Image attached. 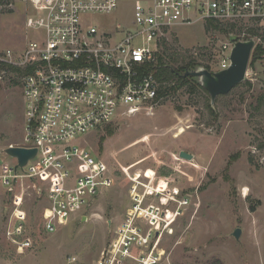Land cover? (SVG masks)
Here are the masks:
<instances>
[{
    "label": "rangeland",
    "instance_id": "rangeland-1",
    "mask_svg": "<svg viewBox=\"0 0 264 264\" xmlns=\"http://www.w3.org/2000/svg\"><path fill=\"white\" fill-rule=\"evenodd\" d=\"M130 1L120 0L111 13L91 18L101 29L116 24L132 28ZM221 29L207 30L202 21L174 26L159 52L167 47L169 56H177L179 63L180 54L193 51L213 71L220 41L237 37ZM258 35L264 47V25ZM33 36L34 31L25 27L23 6L0 0V53L22 50L26 38ZM252 56L253 51L245 79L227 94L218 95L214 104L205 89L189 92L184 85L161 96L152 107L116 117L108 124L111 132L103 126L88 135L84 143L106 161L115 183L54 232L44 228L45 179L24 181L27 220L21 246L5 238V209L11 194L1 191L0 264H95L131 206L130 182L122 168L139 174L143 182L155 173L165 186L153 185V189L164 191L167 181L168 193L177 188L176 197L189 198L171 233L162 236V264H264V95L260 97L264 94V53L251 63ZM23 112L20 77L0 70V147L21 142ZM180 151L192 158L180 157ZM165 201L159 196L154 204L163 207ZM176 206L173 201L169 209ZM236 228L241 230L237 239L232 235Z\"/></svg>",
    "mask_w": 264,
    "mask_h": 264
},
{
    "label": "built area",
    "instance_id": "built-area-1",
    "mask_svg": "<svg viewBox=\"0 0 264 264\" xmlns=\"http://www.w3.org/2000/svg\"><path fill=\"white\" fill-rule=\"evenodd\" d=\"M2 1L11 6L19 2L25 27L34 31L22 50L0 53V62L24 70L19 76L22 140L0 147V192L11 194L4 235L19 246L25 244L27 220L24 181L46 180L47 232L71 222L91 198L115 183L106 161L84 141L116 117L158 102L161 82L152 68L171 28L213 20L236 34L220 41L219 70L229 66L235 41L252 37L254 47L259 44L258 28L264 25V0H131L133 27L116 24L109 30L91 16L111 13L120 0ZM13 146L36 148V153L20 165L6 152ZM122 170L130 182L131 206L95 264H162V236L171 233L189 198L176 197L177 188L168 193L167 181L164 191L153 189L161 179L154 175L143 182L139 174ZM159 196L167 199L163 207L154 204ZM173 201L177 206L169 209Z\"/></svg>",
    "mask_w": 264,
    "mask_h": 264
},
{
    "label": "water",
    "instance_id": "water-1",
    "mask_svg": "<svg viewBox=\"0 0 264 264\" xmlns=\"http://www.w3.org/2000/svg\"><path fill=\"white\" fill-rule=\"evenodd\" d=\"M254 43L252 37L235 41L229 56L230 64L226 68L212 71L200 66L194 70H187L183 77H197L201 86L209 94L211 104H214L218 95L227 94L245 79ZM6 152L16 156L19 164L24 165L28 159L35 155L36 148L13 146L6 148ZM179 156L185 159L192 158V155L185 151H180ZM240 232V228H236L232 235L237 239Z\"/></svg>",
    "mask_w": 264,
    "mask_h": 264
},
{
    "label": "trees",
    "instance_id": "trees-1",
    "mask_svg": "<svg viewBox=\"0 0 264 264\" xmlns=\"http://www.w3.org/2000/svg\"><path fill=\"white\" fill-rule=\"evenodd\" d=\"M205 25L207 30L210 27L212 29L222 30L219 24L215 23L213 20H207L205 22ZM223 31L228 32L227 30H223ZM162 44L166 45L165 38L162 39ZM167 50H168L167 47H164L163 51L157 52L156 65L154 68H152L157 79L161 82V87L158 90V97L167 95L173 89L177 87H182L184 85H188L189 92H195L196 89L198 88L204 89L201 86V84L197 81L196 77L193 76L183 77V74L187 70H194L200 66H204L205 68L211 70L210 65L199 62L196 58L197 54L193 51L188 53V55L180 54L181 60L178 63V57L175 55L173 56V54L172 56H169ZM262 53H264V49L262 48L261 44H257L253 50L251 63L254 60H256V58H259V56H261ZM169 60L174 61L175 63H172ZM0 70L11 71L16 73L18 76H21L24 73V70L6 62H0ZM263 95L264 94H262L260 97L262 98ZM208 108L211 109L212 107L208 104ZM104 128L107 130V133L111 132V127H109L108 124L105 125ZM95 154L98 155L97 153Z\"/></svg>",
    "mask_w": 264,
    "mask_h": 264
},
{
    "label": "bare ground",
    "instance_id": "bare-ground-1",
    "mask_svg": "<svg viewBox=\"0 0 264 264\" xmlns=\"http://www.w3.org/2000/svg\"><path fill=\"white\" fill-rule=\"evenodd\" d=\"M160 188H163L164 186H165V181H164V179H160L159 180V184H157ZM247 188L246 187H244L243 188V192H244V194H247Z\"/></svg>",
    "mask_w": 264,
    "mask_h": 264
},
{
    "label": "crops",
    "instance_id": "crops-1",
    "mask_svg": "<svg viewBox=\"0 0 264 264\" xmlns=\"http://www.w3.org/2000/svg\"><path fill=\"white\" fill-rule=\"evenodd\" d=\"M153 175L155 176V173Z\"/></svg>",
    "mask_w": 264,
    "mask_h": 264
}]
</instances>
